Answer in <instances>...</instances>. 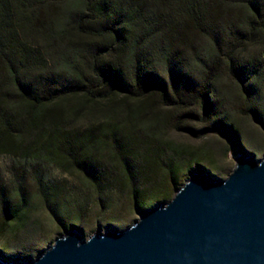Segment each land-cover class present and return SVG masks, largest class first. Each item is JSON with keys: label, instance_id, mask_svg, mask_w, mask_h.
<instances>
[{"label": "trees", "instance_id": "1", "mask_svg": "<svg viewBox=\"0 0 264 264\" xmlns=\"http://www.w3.org/2000/svg\"><path fill=\"white\" fill-rule=\"evenodd\" d=\"M263 73L264 0H0V155L76 171L139 209L204 159L162 142L172 111L210 119L226 82L249 100ZM25 207L0 196V237Z\"/></svg>", "mask_w": 264, "mask_h": 264}, {"label": "rangeland", "instance_id": "2", "mask_svg": "<svg viewBox=\"0 0 264 264\" xmlns=\"http://www.w3.org/2000/svg\"><path fill=\"white\" fill-rule=\"evenodd\" d=\"M225 84L229 97L210 119H200L199 109L192 110L199 116L195 121L172 111L173 119L161 132L162 142L186 153L183 158L197 152L204 159L182 171L179 186L169 197L157 196L139 209L133 207L129 194L114 188L97 189L76 171L65 173L48 163L0 155V196H6L12 204L23 200L26 205L21 221L9 226L0 237V255L25 263L38 259L57 238L71 231L84 240L98 231H123L147 209L172 199L196 172L207 170L212 177L224 180L234 169L237 156L253 155L259 162L264 156V73L258 96L249 100L247 94ZM165 112L156 106L152 115ZM85 118L81 125L91 117ZM221 125L236 131L234 143L218 128Z\"/></svg>", "mask_w": 264, "mask_h": 264}, {"label": "water", "instance_id": "3", "mask_svg": "<svg viewBox=\"0 0 264 264\" xmlns=\"http://www.w3.org/2000/svg\"><path fill=\"white\" fill-rule=\"evenodd\" d=\"M0 264H264V156H237L224 180L196 172L123 231H71L35 261Z\"/></svg>", "mask_w": 264, "mask_h": 264}]
</instances>
